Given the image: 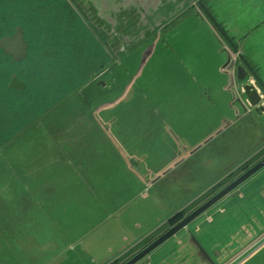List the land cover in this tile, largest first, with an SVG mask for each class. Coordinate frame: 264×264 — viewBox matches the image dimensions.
<instances>
[{"label":"crops","instance_id":"1","mask_svg":"<svg viewBox=\"0 0 264 264\" xmlns=\"http://www.w3.org/2000/svg\"><path fill=\"white\" fill-rule=\"evenodd\" d=\"M186 18L199 22L216 36L214 26L195 11L183 14L174 24ZM233 36L242 40L239 34ZM247 40L240 51L252 59L260 76L258 63L245 51ZM219 50L203 58L210 68L221 65L224 72L226 56ZM183 60L192 77L182 72L186 82L182 104L185 111L195 113L194 124L201 129L205 123L202 105L220 106L222 99L226 104L231 95L227 87L226 97L212 90L204 79L205 74L210 75L208 66L196 71L194 67L199 62ZM216 77L224 84V77ZM148 105L128 109L119 106L121 110H114L118 104H92L86 98L68 110L67 122L56 123L55 135L32 139L35 142L25 139L16 151L19 154L10 157L19 160L20 165L15 166L9 156L4 158H8L3 171L8 181L0 191L9 192L11 197L0 202L2 264H107L128 258L158 236L173 215L180 211L187 214L242 173L244 165L250 167L264 157L262 137L252 142L248 152L241 153L244 158L240 156L222 170L224 177L221 175L218 182L187 202H176L166 186H156L166 170L176 165L179 168L195 154L197 149L189 143L199 141L201 131L182 144L183 152L161 156L158 167H151L146 157L152 153L154 143L161 137H170L173 128L182 139L179 130L183 120L171 124L172 120L163 116L162 121ZM239 108L237 105V114L241 113ZM250 113L251 108L235 117L217 110V124L208 135L214 136L220 128L222 132L228 124ZM260 115L264 117V111ZM222 117L228 123L222 122ZM203 140L196 145L203 146ZM218 155H206L201 164L191 166L190 172L188 166L180 169V188L192 189L197 178L217 168ZM17 175L22 182H16ZM192 237L206 256L199 254ZM136 264H264V168Z\"/></svg>","mask_w":264,"mask_h":264},{"label":"rangeland","instance_id":"2","mask_svg":"<svg viewBox=\"0 0 264 264\" xmlns=\"http://www.w3.org/2000/svg\"><path fill=\"white\" fill-rule=\"evenodd\" d=\"M209 2L213 6V14L217 20L222 22L225 18L231 36L239 34L243 40L248 39L244 44L245 51L255 58L254 61L258 63L260 69V78L264 81V0H209ZM168 32L164 44L158 39L147 38L142 48L131 54L132 56L122 58L120 64L108 66L99 74L103 85L88 84L90 74L99 72L93 69L100 61L105 62L106 58L100 47L89 37L88 32L77 22L72 28L60 25L59 30L55 28L49 32L44 26L42 31L28 32L31 46L25 62L14 63L5 58L0 51V187L4 189L3 185L8 181L3 173L6 170L7 159L14 157V153L19 154L16 151L20 150L25 139L28 142H35L37 140L32 139L55 135L56 123L60 125V122H67L70 114L68 110L75 105L78 106V103L86 98L92 104L102 102L113 107L118 104L114 110H121L119 106L123 108L128 106L125 108L128 109L149 104L162 121L163 116L172 120L171 124L183 120L180 121L182 129L179 130L182 139H178L173 128L170 137H161V141L155 142L154 148L150 149L152 153L146 159L148 165L154 168L158 167L161 156H173L176 152H183L185 146L182 144L188 142L195 132L201 131L197 142L204 139L203 146L196 145L197 142L194 140L189 143V146L197 149L195 154L179 168H177L179 165H176L171 170H166L156 186V188L159 185L166 186V190L176 202L184 203L195 198L198 192L210 188L224 177L222 174L225 171L222 170L233 164L236 159L239 160L240 156L244 158L245 155L241 153H246L254 145L252 142L264 137V117L260 115L262 110H256L257 107L252 106H247L246 109L240 107L238 110L241 113L251 108L250 115L228 124L226 131L221 132L220 128L214 132V136L208 135L217 124L219 115L217 110L226 111V114L228 112L230 115L233 113L235 117L241 114H237L236 104L231 103V98H227L226 104L222 99L220 106L202 105L205 123L201 129L196 127L195 113L185 111L182 104L186 86L182 72H188L192 77L183 59L193 64L199 62L200 64L194 67L198 68L196 71H201L203 67L206 69L208 66L210 75L205 74V81L210 84L212 90H218L226 97L227 74L220 70L221 65L217 69L216 64L214 68L212 66L210 68L203 58L207 53L215 55L216 50L220 49V41L216 36L210 35L199 22H193L188 18L179 24L171 25ZM223 53L227 56L225 51ZM12 73H16L27 84L26 89L15 91L7 87ZM216 76L224 77V84H221ZM204 91L202 88L201 92ZM35 120L34 125L28 126ZM221 120L228 123L223 117ZM251 137L253 140L250 141ZM206 155H218L219 166L206 173L204 178H197L192 189H181L178 182V173L182 171L180 169L188 166L187 172H190L191 166L201 164ZM223 155L225 157H222ZM6 157L8 158L4 159ZM10 160L15 166L20 165L19 160L11 158ZM24 161L26 163V160ZM15 174H18V171ZM16 177L18 179L16 182H20L21 177L19 175ZM10 197L9 192L0 191V202L8 201ZM1 241L3 243V239Z\"/></svg>","mask_w":264,"mask_h":264},{"label":"flooded vegetation","instance_id":"3","mask_svg":"<svg viewBox=\"0 0 264 264\" xmlns=\"http://www.w3.org/2000/svg\"><path fill=\"white\" fill-rule=\"evenodd\" d=\"M197 1L159 0L157 3V0H0V41L20 32L27 43V56L21 61H14L1 46L0 51L5 58L14 63L25 62L31 46L28 32L42 31L44 26L49 32L55 28L59 30L60 25L72 28L77 22L88 32L89 37L100 47L106 58L105 62L100 61L93 69L99 72L89 76L91 83L97 85V82L101 81L99 74L108 66L120 64L122 58L132 56L131 54L142 48L147 38L158 39L164 43L165 32L183 14L195 11L212 24L197 5ZM201 1L217 20L209 0ZM217 22L237 44L238 52L247 59L240 51L244 40H236L231 36L225 21ZM215 31L222 51L231 54L230 45L223 40L216 28ZM227 74L228 78L232 76L229 70ZM19 82H23L24 88H27V84L16 73H12L7 87L17 91L15 87L9 85L18 86Z\"/></svg>","mask_w":264,"mask_h":264},{"label":"water","instance_id":"4","mask_svg":"<svg viewBox=\"0 0 264 264\" xmlns=\"http://www.w3.org/2000/svg\"><path fill=\"white\" fill-rule=\"evenodd\" d=\"M159 0H157L158 3ZM197 5L203 11L205 16L212 22L214 27L217 29L219 34L222 36L223 40L226 41L230 48L232 49V53H227L226 60L222 65V70L227 74V70H229L232 74L230 78H228L227 86L228 91L231 95V103H235L246 109L249 107H257L256 110L261 109L264 111V81L261 80L259 74L255 70V66L251 64V62L246 59L243 55L238 52L237 44L233 42V39L229 37L227 31L222 27L215 17L211 14L208 8L203 4L201 0L197 1ZM183 8V5H182ZM0 46L5 49L6 53L11 55L14 61H21L27 56V43L23 40V37L20 32L15 34L13 37L3 38L0 41ZM227 67V68H226ZM226 68V69H225ZM228 75V74H227ZM253 79L255 82V86L249 84V80ZM103 85L102 81L97 82V85ZM15 87L17 90L24 89L25 85L23 82H19L18 86ZM235 105V110H237V106ZM261 168H264V157L258 160L256 163L248 167L242 173H240L237 177L223 186L221 189L216 191L209 198L204 200L197 207L188 212L182 219L176 222L174 225L170 226L163 232H161L158 236H156L153 240L143 246L139 251L122 261L120 264H136L143 258H145L148 254H150L154 249L168 240L170 237L175 235L178 231L185 228L192 220L196 217L204 213L207 209H209L212 205L222 199L224 196L229 194L231 191L236 189L240 184H242L245 180H247L250 176L256 173ZM139 170V167L136 168ZM192 242L197 248L199 254L206 256L202 247L195 241L192 237ZM111 262L107 263L110 264Z\"/></svg>","mask_w":264,"mask_h":264},{"label":"trees","instance_id":"5","mask_svg":"<svg viewBox=\"0 0 264 264\" xmlns=\"http://www.w3.org/2000/svg\"><path fill=\"white\" fill-rule=\"evenodd\" d=\"M255 70H257V69H255ZM86 81V80H85ZM84 81V82H85ZM83 82V83H84ZM83 83H81V84H83ZM81 84H79V85H81ZM78 85V86H79ZM35 122H36V120L35 121H32V123L30 122V124H28V126H30V125H34L35 124ZM22 131V130H21ZM20 131V132H21ZM19 133V132H18ZM17 133V134H18ZM248 168V165H244L243 167H242V170H245V169H247ZM184 211H180V212H178V213H176L175 215H173L169 220H168V226H166V228L164 229V230H166L167 228H169L170 226H172V225H174L176 222H178L180 219H182L183 217H184V213H183ZM164 230H162V232L164 231ZM127 258V257H126ZM126 258H123V259H115V260H113V261H111V263L110 264H120L121 262H122V260H125Z\"/></svg>","mask_w":264,"mask_h":264},{"label":"built area","instance_id":"6","mask_svg":"<svg viewBox=\"0 0 264 264\" xmlns=\"http://www.w3.org/2000/svg\"><path fill=\"white\" fill-rule=\"evenodd\" d=\"M249 84H251V85L256 87L255 82H254V80L252 78L249 80Z\"/></svg>","mask_w":264,"mask_h":264}]
</instances>
